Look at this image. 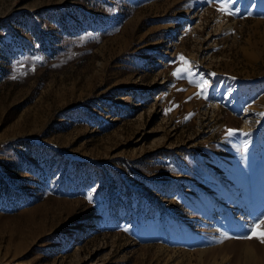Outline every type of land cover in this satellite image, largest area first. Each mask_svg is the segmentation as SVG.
<instances>
[{
    "label": "rangeland",
    "instance_id": "374dc122",
    "mask_svg": "<svg viewBox=\"0 0 264 264\" xmlns=\"http://www.w3.org/2000/svg\"><path fill=\"white\" fill-rule=\"evenodd\" d=\"M261 219L264 0H0V264H264Z\"/></svg>",
    "mask_w": 264,
    "mask_h": 264
},
{
    "label": "snow or ice",
    "instance_id": "6c2138e0",
    "mask_svg": "<svg viewBox=\"0 0 264 264\" xmlns=\"http://www.w3.org/2000/svg\"><path fill=\"white\" fill-rule=\"evenodd\" d=\"M235 2V0H233V3ZM221 11H227V9L225 8H221ZM228 14H233L231 12H229ZM185 64H188L189 67H186V68H183V69H179L177 70L176 72L173 73V75H176V76H180L182 72H189L191 69H190V62L186 61V59L184 57H181L180 58ZM214 75V74H213ZM207 81L204 82V85L202 86L201 88V92H203L204 90H206L207 88ZM232 131L233 130H229V135L232 134ZM245 135H247V133H245ZM264 225V219H261L259 221L258 224H256L253 228V236H255L256 238L260 239V241L262 243H264V231H258V229L261 228V226ZM248 238H252L251 236L248 237Z\"/></svg>",
    "mask_w": 264,
    "mask_h": 264
},
{
    "label": "bare ground",
    "instance_id": "6f19581e",
    "mask_svg": "<svg viewBox=\"0 0 264 264\" xmlns=\"http://www.w3.org/2000/svg\"><path fill=\"white\" fill-rule=\"evenodd\" d=\"M246 254L250 256L252 259L257 258V255H259L256 247H250V249H246Z\"/></svg>",
    "mask_w": 264,
    "mask_h": 264
}]
</instances>
